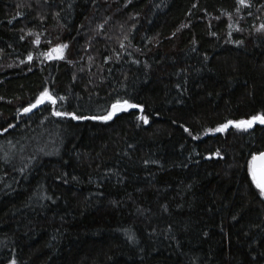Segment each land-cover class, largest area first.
I'll return each instance as SVG.
<instances>
[{"label": "trees", "instance_id": "1", "mask_svg": "<svg viewBox=\"0 0 264 264\" xmlns=\"http://www.w3.org/2000/svg\"><path fill=\"white\" fill-rule=\"evenodd\" d=\"M246 3L0 0V264H264V125L215 132L264 113Z\"/></svg>", "mask_w": 264, "mask_h": 264}, {"label": "snow or ice", "instance_id": "2", "mask_svg": "<svg viewBox=\"0 0 264 264\" xmlns=\"http://www.w3.org/2000/svg\"><path fill=\"white\" fill-rule=\"evenodd\" d=\"M238 3L244 6H249L246 3V0H238ZM11 22V21H10ZM261 29H264V25H261ZM36 43H39V40L37 39ZM123 47V45H121ZM67 48V45H59L56 48L51 49L50 52L45 53L44 55L47 58H57V59H63V50ZM29 61L32 60V56L28 57ZM60 99H63L61 97ZM49 102L52 105L56 104V99H54L48 92L47 89H44V91L41 92L40 96L37 98L35 103L30 104L28 107H25L23 109L24 113L31 112L34 108H36L38 105L44 104L45 102ZM139 108L141 112H143V107L137 104H131L127 100H124L121 102V100H116L115 103L111 105V110L107 112L106 115L102 116H84V115H77L75 113H68V112H60V111H53V115L57 117H70L72 120H98L103 122H108L113 119L115 115H117L119 112H125L129 109H135ZM140 121H142L144 124H147L148 117L146 115H140L138 117ZM255 124H261L264 125V113L257 114L251 116L250 119L247 120H240L237 122L234 121H227L224 124H221L219 127L215 129V132H224L226 129L229 128V126H233L237 129L241 130H247ZM9 127H13V125H9ZM183 127V125H181ZM5 132L8 131L7 128L4 129ZM185 132H189L187 128H184ZM189 135H192L191 132H189ZM193 139H198L199 137L193 136ZM217 155H219L217 153ZM258 161H264V152L259 153V155H253L251 161L248 165L249 173L252 177L253 182L255 183L256 187L259 189L260 194L264 196V178H258ZM261 175H264V173H261ZM12 264H15V261L12 262Z\"/></svg>", "mask_w": 264, "mask_h": 264}, {"label": "water", "instance_id": "3", "mask_svg": "<svg viewBox=\"0 0 264 264\" xmlns=\"http://www.w3.org/2000/svg\"><path fill=\"white\" fill-rule=\"evenodd\" d=\"M258 178H264V175H261V173H264V161H258Z\"/></svg>", "mask_w": 264, "mask_h": 264}, {"label": "rangeland", "instance_id": "4", "mask_svg": "<svg viewBox=\"0 0 264 264\" xmlns=\"http://www.w3.org/2000/svg\"><path fill=\"white\" fill-rule=\"evenodd\" d=\"M64 50H65V49H64ZM64 50H63V54H64ZM48 59H50V60H52V59H53V60H56L57 58H48ZM47 103H49V102L46 101L44 104L38 105V106H37L36 108H34L33 110H35V109H37V108H39V107H41V106H43V105H45V104H47ZM33 110H32V111H33ZM129 110H130V109H129ZM32 111H31V112H32ZM31 112H29V113H31ZM125 112H126V111H125ZM120 113H122V112H119L117 115H119ZM115 116H116V115H115ZM115 116H114V117H115Z\"/></svg>", "mask_w": 264, "mask_h": 264}]
</instances>
